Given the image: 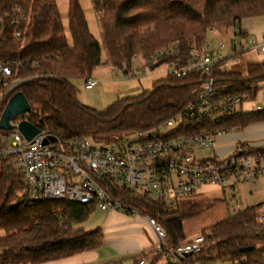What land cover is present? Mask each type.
I'll return each instance as SVG.
<instances>
[{
  "label": "trees",
  "instance_id": "16d2710c",
  "mask_svg": "<svg viewBox=\"0 0 264 264\" xmlns=\"http://www.w3.org/2000/svg\"><path fill=\"white\" fill-rule=\"evenodd\" d=\"M92 1L98 11L101 42L91 34L80 0H69L67 28L57 0H0V16L18 7L27 17L20 28L21 39L15 38L13 28L0 26V62L20 60L29 64L18 72L31 79L16 90L31 106L27 118L66 145L77 138L99 144L119 142L130 133L152 129L193 101L202 84L201 75L195 73L163 78L152 90L97 111L80 102L74 80L91 77L101 65L131 67L137 57L146 62L157 58L160 66L173 62L184 67L194 51L205 49L209 34L241 28L248 19L264 21V0ZM242 32V38L248 39ZM226 60L217 66V89L247 96L250 101L264 93V59L248 63L244 72L225 69ZM258 122H264V110L236 116L225 128L244 130ZM243 146L241 149L248 153L261 150ZM13 161L7 158L0 163V264H46L104 247L101 230L89 233L76 228L95 207L69 201H29L26 184ZM121 197L157 222L165 232L167 247L174 251L191 242L185 223L206 211V206L188 201L170 210L139 195L125 193ZM200 234L203 250L185 256L184 263L264 264V203L241 210ZM245 248L253 250L242 253ZM144 260L146 264H171L167 255L157 252L156 245L130 259L132 264Z\"/></svg>",
  "mask_w": 264,
  "mask_h": 264
},
{
  "label": "built area",
  "instance_id": "2783aa9c",
  "mask_svg": "<svg viewBox=\"0 0 264 264\" xmlns=\"http://www.w3.org/2000/svg\"><path fill=\"white\" fill-rule=\"evenodd\" d=\"M26 21L27 17L18 7L0 16V26L13 28L16 39H21L20 28ZM242 33L241 28L234 30L235 36L247 41V45L240 44V53L257 50L264 55V37L262 41L244 39ZM2 42L0 33V48ZM206 42L203 51L192 53L188 65L178 67L173 62L164 65L162 79L195 73L201 75L202 84L193 101L161 124L130 133L119 142L99 144L77 138L69 145L59 139L45 144L50 136L43 131L31 141L19 132L20 123L30 122L28 113L11 123V132H2L0 163L7 158L14 159V167L26 184V197L33 203L69 201L106 213L142 217L156 235L157 252L167 255L171 264H186L182 259L185 255L200 253L204 238L196 237L176 251L169 249L165 232L157 222L123 202L121 195H139L176 210L203 189H233L239 184L256 186L264 179V150L248 153L247 149L235 148L225 157L216 155L219 139L238 131L225 128V124L243 113L261 112L264 107L256 103L257 99L250 101L247 96L229 95L217 89L216 70L228 58L224 54L227 48L222 44L223 53L212 51L211 44ZM232 51L236 54V47ZM157 63L155 58L144 66L125 65L115 77L125 83L154 78L153 74L160 68ZM28 65L20 60L0 62V118L10 98L25 82L18 71ZM150 65L155 67L152 69ZM147 69L152 71L151 76L147 75ZM101 85L93 77L84 80L86 91H98ZM162 128L173 131L163 135Z\"/></svg>",
  "mask_w": 264,
  "mask_h": 264
},
{
  "label": "rangeland",
  "instance_id": "374dc122",
  "mask_svg": "<svg viewBox=\"0 0 264 264\" xmlns=\"http://www.w3.org/2000/svg\"><path fill=\"white\" fill-rule=\"evenodd\" d=\"M57 3L62 15L64 26L67 28L69 0H57ZM80 3L85 13L91 34L99 42H101V29L98 22L99 16L93 1L80 0ZM258 21H263V19L260 18ZM260 30L262 32L264 31L262 24L260 25ZM252 39L262 41L263 38H256L254 35ZM207 41L211 44L212 51L222 52L220 51V45L224 44L226 46L227 49L224 54L228 58L224 68L230 71L244 72L248 63L264 59V55H261L257 50L241 54L240 44L247 45V41H243L239 37L235 36L233 29H228L227 32L224 30H220L219 32L216 31L215 33L213 32L208 35ZM233 47H236L237 49L236 54L232 51ZM106 59V54L103 51L102 60L105 61ZM146 63L147 62L145 60L137 57L134 65L144 66ZM165 70L166 67L163 65L160 66L156 73L153 74L155 76L154 78L149 77L137 83H125L120 82L115 77L116 73H118V69L112 68L110 65H101L94 70L91 76L102 82L98 91H86L83 83L85 79L83 82H75L74 85L78 98L83 105L93 109L99 106L102 110H105L113 105L117 100L137 96L143 92L152 90L154 83L162 79V73ZM146 73L149 76L152 75V71L149 69L146 70ZM21 78L25 80L24 83L31 79L24 76H21ZM256 103L263 105L264 107L263 92L259 94ZM248 108H250V105H248ZM172 131L173 129L170 128L161 129V133L163 135L171 133ZM242 144H247L248 147L264 150V122L253 123L244 130L240 129L238 131H232L228 135L220 138L218 146L216 147V155L218 158L225 157L230 153L232 154L235 148H241V146H243ZM186 201L192 204H201L206 206V211L202 216L194 220L187 221L184 225L187 238L189 241H192L196 237L201 236L200 233L203 229L209 228L241 210L263 204L264 179H262L256 186L251 184H239L233 189L227 188L224 190L206 188L202 194L192 196ZM76 228H81L85 232L89 233L101 230L104 235V243L108 245L106 248L101 249V251H106V253L108 252V258L114 256L115 253L113 250H115V248L119 245L121 247L124 245L129 247V244H131L133 246L139 241L141 236L151 239L153 243L157 241L152 228L142 217H128L122 213H113V215H110L100 209L94 210L89 215L87 220L77 224ZM99 253L102 254L101 252ZM128 254L129 255L122 259L126 260L124 264H132L130 259L134 256V254ZM80 257L81 258H78V260L81 261V264H109L107 263L108 259L105 261H95V256L84 253L81 254Z\"/></svg>",
  "mask_w": 264,
  "mask_h": 264
},
{
  "label": "crops",
  "instance_id": "0c3cea01",
  "mask_svg": "<svg viewBox=\"0 0 264 264\" xmlns=\"http://www.w3.org/2000/svg\"><path fill=\"white\" fill-rule=\"evenodd\" d=\"M259 19L260 18L248 19V20L243 21V23L241 25V29L245 33H247V35L250 38H253L254 35L256 36V38H259V37L260 38H263L264 37V31L262 32L260 30V25L261 24L263 25V29H264V21H258ZM75 82H83V80H74L73 81V84ZM95 110H97V111H103L102 108H100L99 106L95 107ZM204 190L205 189L201 190L199 193H197L194 196H197V195L202 194ZM218 190H220V189H218ZM199 205H201V204H199ZM108 214L113 215V213H108ZM156 242L153 243L151 241V239H148L147 237L141 236V238L139 239V241L137 243H135L133 246L131 244H129L130 245L129 247H127L126 245H124V246L121 247L119 245L117 248H115V250H113V252L115 253L114 256H111L109 258H108V252L107 253H106V251L105 252H102L101 250L95 251V252H92V253H84V254H88V255H91V256H95L94 257L95 258V261H101V260H104L105 261L106 259H108L107 260V263H111L113 261L122 260L127 255H129L128 253H132V254H134L133 257H136L141 252H143V251L149 249L150 247L156 245ZM107 246L108 245L105 243L104 244V247L102 249L106 248ZM99 252H101L102 254H100ZM80 256H81V254L80 255H77L75 257L69 258V259H64V260L55 261V262H49V263H46V264H81V261L78 260V258H81ZM112 259H116V260H112Z\"/></svg>",
  "mask_w": 264,
  "mask_h": 264
},
{
  "label": "water",
  "instance_id": "95a60500",
  "mask_svg": "<svg viewBox=\"0 0 264 264\" xmlns=\"http://www.w3.org/2000/svg\"><path fill=\"white\" fill-rule=\"evenodd\" d=\"M31 112V106L26 100V98L21 93H15L1 115L0 118V131L1 132H11L13 130L12 122L15 121L22 115L28 114ZM19 132L25 137L27 141L33 140L37 135L41 133V130L38 129L35 125L30 122H22L19 125ZM57 138L49 137L45 144H49V141L52 143L57 142ZM253 248L242 249V253L251 252ZM192 254L185 255L191 256Z\"/></svg>",
  "mask_w": 264,
  "mask_h": 264
}]
</instances>
